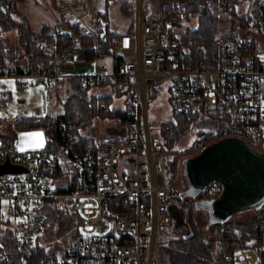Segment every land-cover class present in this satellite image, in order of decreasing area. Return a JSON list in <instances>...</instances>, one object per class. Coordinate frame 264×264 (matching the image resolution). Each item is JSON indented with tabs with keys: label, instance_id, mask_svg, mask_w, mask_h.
<instances>
[{
	"label": "built area",
	"instance_id": "1",
	"mask_svg": "<svg viewBox=\"0 0 264 264\" xmlns=\"http://www.w3.org/2000/svg\"><path fill=\"white\" fill-rule=\"evenodd\" d=\"M17 2H0L8 21ZM236 2L221 0L220 6L230 10ZM246 2L253 4L251 26L242 28L239 35L219 37L209 64L186 65L180 56L179 25L187 14L186 6L174 5L162 15L152 13L146 18L144 1L133 0L132 29L113 37L115 68L105 72L97 49L105 37L108 9L100 7L88 21L90 0L79 8L75 0L58 1L60 7L71 9L73 18L50 26L47 32L53 40L43 37L37 44L53 55L54 68L37 74L12 73L14 89L37 79L47 91H56L59 79L75 76L76 62L87 59V50L94 47L95 73L78 76L90 85L107 77L124 81L131 88L128 111L117 132L96 136L84 132L94 126L90 116L82 122L61 114L44 118L41 126L46 136L59 141L70 165L76 167L59 177L53 173L59 152L44 147L19 149L12 141L0 139V164L22 168L0 172V223L15 231L7 238L8 248L0 238V264H168L161 260L160 251L171 230L169 224H175L173 217L167 222L171 206L178 202L195 207L196 201L219 196L222 187L210 183L187 200L169 184L167 152L162 135L153 133L148 103L155 97V84L168 79L175 113L203 106L205 115L215 114L216 129L209 136L196 137L188 146L189 156L225 136L241 137L262 148L264 46L252 34L264 37V0ZM64 32L77 40L90 34L95 42L92 46L77 43L82 46L80 51L60 55L57 39ZM72 170H76L75 178ZM85 198L92 200L82 204ZM68 199L77 200L87 214L81 238L62 246L64 253L39 256L38 245L45 246L41 238L47 233V207ZM256 212L257 228L253 230L230 231L221 223L223 239H217L215 254L205 264H264V204ZM104 225L107 229H102Z\"/></svg>",
	"mask_w": 264,
	"mask_h": 264
},
{
	"label": "trees",
	"instance_id": "2",
	"mask_svg": "<svg viewBox=\"0 0 264 264\" xmlns=\"http://www.w3.org/2000/svg\"><path fill=\"white\" fill-rule=\"evenodd\" d=\"M2 0H0L1 2ZM221 0H191L189 2L180 3H165L161 5L157 14H164L170 10L174 5L186 6L187 14L181 18L179 24L184 20L190 18L192 14L198 15V25L196 27H187L180 33L181 49L180 56L183 64L196 65V64H209L213 60L214 53L217 49L218 38L228 35H239L242 28L251 26L252 22V9L253 4L247 3L246 0H237L232 9L224 10L220 6ZM120 7L128 14H134L133 0H127L121 3ZM155 12H149L146 9V18ZM7 12L2 9L0 5V75L17 74H37L43 70L52 71L54 68L53 55L40 49L37 44L43 37H48L51 41L53 38L48 34L50 26L44 27L40 33H35L29 20L19 14L17 8L12 10L9 21L6 19ZM107 24L105 28L104 39L98 42L99 54H112L115 55V50L112 45L113 37L117 34L109 23V17L106 15ZM228 23V25H226ZM132 24L128 26L125 31H131ZM16 32V42L13 46H9L7 39L4 38L6 32ZM58 50L60 55L67 54L72 48L81 43L82 45L94 44V37L90 34L83 35L79 40L72 37L68 32L61 33L58 36ZM96 49L91 47L87 50V59L95 58ZM70 85L71 91L64 100V111L62 116L71 120H79L82 122L83 118L91 115L94 118L114 117L118 119L119 124H124L126 114L128 111V102L123 107H118L115 103L116 96L127 95L131 92L128 84L119 78L111 79L110 77L97 79L94 84L110 86L112 91L105 92L97 96L89 92L90 84H84L80 76L75 75L71 77H63L59 79ZM11 95L10 91L5 90L0 92V102L5 101ZM104 102L105 106H101ZM203 106L198 109L193 108L190 112L185 114H178L174 112V118L168 120L163 126V141L166 149V171L171 181V176L177 170V159L179 153L171 155L169 147L177 144L181 140V136L201 125L202 117L205 115ZM44 116H22L16 119L13 124L19 129H31L41 126ZM214 119L215 114H211ZM4 119L0 118V125ZM84 127L85 123L82 124ZM118 129L111 130L117 132ZM211 130L201 129L197 131L196 137L209 136ZM195 137V138H196ZM92 140V139H91ZM46 149H54L59 152V158L53 173L56 177L63 175L65 172L70 171L74 165H70L69 157L65 150L61 147L57 139L48 138L46 136ZM188 151V146L184 152ZM68 168V169H67ZM76 168V167H75ZM74 171V170H72ZM76 170L72 178H75ZM188 181V180H187ZM221 185L220 183H218ZM222 187V185H221ZM190 189L189 183L188 188ZM187 195V194H186ZM188 196V195H187ZM190 210L191 208H185ZM47 233L52 228L54 238H65L68 244L74 243L81 238L80 229L85 223L86 218L81 209L78 207V201L68 199L61 201L53 206L47 207ZM168 213L167 222L170 223L172 215ZM183 220L189 226L187 235H180L179 237L170 240L167 246L161 248L162 255L168 264H205L211 259L216 241L206 238V236L195 225L192 217V212H182ZM217 225L218 239H223L220 232L222 224L220 222L213 223ZM225 226L228 230L234 231L256 229L257 216H255L248 224H240L235 222L226 221ZM15 231L12 228H4L0 223V238L4 239L7 245V238L14 236ZM51 246V248H50ZM9 247V246H8ZM7 247V248H8ZM64 253L63 247H57L51 241L48 245H38L39 256L56 255L57 253Z\"/></svg>",
	"mask_w": 264,
	"mask_h": 264
},
{
	"label": "rangeland",
	"instance_id": "3",
	"mask_svg": "<svg viewBox=\"0 0 264 264\" xmlns=\"http://www.w3.org/2000/svg\"><path fill=\"white\" fill-rule=\"evenodd\" d=\"M58 1L59 0H33L32 4L37 10L45 11L47 15L56 17L58 18V20H62L63 17H65L66 20L68 18H73L72 15H70L71 9L60 7L58 5ZM86 1L87 0H75L74 6L76 8L85 7ZM124 1L127 0H90V4L91 6H93V8L97 9H99L100 7H106L109 10V23L111 20L112 27L115 30L124 31L133 21H135V14H128L124 12L120 7L121 3ZM143 1L145 9H148L149 12L156 13L160 9L161 5L165 3H180L183 1L189 2L191 0ZM36 13L39 12L37 11ZM39 16L35 15V17ZM179 25L182 26V31L187 27H196L198 25V15L195 13L192 14L190 18L186 19ZM226 25H228V23ZM3 36L7 39L9 46H15L14 43L17 39L16 32H6ZM252 36L258 39V42L261 46H264V37L258 35L257 33L252 34ZM81 49V45H75L68 53L72 54L80 51ZM99 63L106 64L107 69L105 70V72L113 71L115 68V60L112 54H100ZM95 71L96 58L80 59L76 62V66L72 70L73 74L75 75H90L94 74ZM110 78L115 79L114 77ZM170 85L171 80L168 79L156 83L155 97L148 103V113L150 120L153 123V133H160L162 137L164 123L174 118L173 103L170 98ZM0 88V92H4L5 90H7L11 93V95L7 99H5V101L0 102V118L4 119L3 123L0 125V139L6 138L12 141L14 145L19 149L44 147V145L46 144V131L44 130V128H42V126L19 130L14 126L13 122L22 116H44L63 113L64 100L71 91L69 82L66 83L62 81L60 83L59 81L56 91L50 92L46 90L45 86L40 81H38L37 79H31L20 90L16 91L14 89V82L12 79L8 77H0ZM109 91H112L110 86H103L98 84H92L89 89V92L91 94H96L97 96ZM127 98V95L116 96V105L118 107H123ZM87 116H90V119L94 121V126L84 132L91 136L110 132L111 130L117 129L118 125H120L118 123V119L114 117L94 118L91 115ZM201 120L203 122L201 125L196 126L190 131L184 133L181 136V140L177 144L169 147L171 155L180 152L177 159V170L175 171V174L171 176V181L168 176L169 184H171L178 191H181L182 195L185 196L187 200L189 198L185 194V190L188 188V181L184 173L182 161L185 157L189 156V152H184V149H186V147L193 142L198 130H213L217 127L215 120L207 115H203ZM91 200L92 198H85L83 199L82 204ZM185 208H187L185 206V203L181 204L175 202L171 206L170 214L175 219V224L174 226L171 223V225L169 224L168 228H170L171 230L168 231V233L165 235V244L162 247L167 246L170 240L175 239L180 235H187L189 229H191L189 228L185 220H183V211H191L195 225L199 228V230L206 236V238L215 240L217 243L219 229L217 225H209L208 213L205 210L197 209L196 207H192L190 210H186ZM83 215L85 217L87 216V214L85 213H83ZM256 215V211L236 213L231 216L229 221L244 225L248 224ZM102 229H107V225L102 226ZM81 230H83V227L81 228ZM51 231L52 228L48 233L42 236L41 242L44 245H48L50 241L59 248L64 245H68L64 237L55 239L54 234ZM215 249L216 246L214 248L213 254H215ZM160 258L162 261H165L161 251Z\"/></svg>",
	"mask_w": 264,
	"mask_h": 264
},
{
	"label": "water",
	"instance_id": "4",
	"mask_svg": "<svg viewBox=\"0 0 264 264\" xmlns=\"http://www.w3.org/2000/svg\"><path fill=\"white\" fill-rule=\"evenodd\" d=\"M195 197L210 183L222 185L219 196L196 201L195 207L208 213L209 225L229 221L236 213L256 211L264 204V143L262 148L237 136H225L207 144L200 152L182 161ZM21 167L0 164V172L20 171Z\"/></svg>",
	"mask_w": 264,
	"mask_h": 264
},
{
	"label": "crops",
	"instance_id": "5",
	"mask_svg": "<svg viewBox=\"0 0 264 264\" xmlns=\"http://www.w3.org/2000/svg\"><path fill=\"white\" fill-rule=\"evenodd\" d=\"M32 2H33V0H18L17 11L19 12V14L24 15L29 20V22L31 24V28L35 33H40L44 27L54 26L60 22L66 21L65 17H63L62 20H58V18H56V17L47 15L45 11L37 10L33 6ZM37 11L39 13H36ZM96 12H97V8H93V6L90 5L89 8L87 9V13L85 16L86 19L88 21H92L94 19V17L96 16ZM35 15H37V16L41 15V16L35 17ZM70 15H72V14H70ZM108 16H109V10H108ZM72 17H73V15H72ZM70 19H72V18H70ZM109 19H110V16H109ZM110 26L112 29H114L112 27L111 20H110ZM114 31H116L117 33L123 32V31H118L115 29H114ZM104 65H106V64H104ZM0 77H8V78L12 79L14 82V77L12 75L5 74V75H0ZM59 114H61V113H59Z\"/></svg>",
	"mask_w": 264,
	"mask_h": 264
},
{
	"label": "flooded vegetation",
	"instance_id": "6",
	"mask_svg": "<svg viewBox=\"0 0 264 264\" xmlns=\"http://www.w3.org/2000/svg\"><path fill=\"white\" fill-rule=\"evenodd\" d=\"M263 147V146H262Z\"/></svg>",
	"mask_w": 264,
	"mask_h": 264
}]
</instances>
